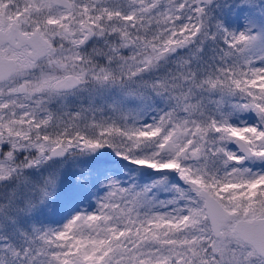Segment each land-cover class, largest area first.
I'll use <instances>...</instances> for the list:
<instances>
[{"label":"snow or ice","instance_id":"1","mask_svg":"<svg viewBox=\"0 0 264 264\" xmlns=\"http://www.w3.org/2000/svg\"><path fill=\"white\" fill-rule=\"evenodd\" d=\"M0 264H264V0H0Z\"/></svg>","mask_w":264,"mask_h":264}]
</instances>
